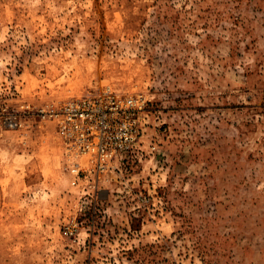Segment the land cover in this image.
I'll return each instance as SVG.
<instances>
[{"label":"rangeland","instance_id":"rangeland-1","mask_svg":"<svg viewBox=\"0 0 264 264\" xmlns=\"http://www.w3.org/2000/svg\"><path fill=\"white\" fill-rule=\"evenodd\" d=\"M100 85L143 132L76 179L45 112ZM0 264H264V0H0Z\"/></svg>","mask_w":264,"mask_h":264},{"label":"built area","instance_id":"built-area-1","mask_svg":"<svg viewBox=\"0 0 264 264\" xmlns=\"http://www.w3.org/2000/svg\"><path fill=\"white\" fill-rule=\"evenodd\" d=\"M146 99L95 86L45 116L56 119L65 166L76 179L101 176L131 156L143 132ZM45 111V110H44Z\"/></svg>","mask_w":264,"mask_h":264}]
</instances>
